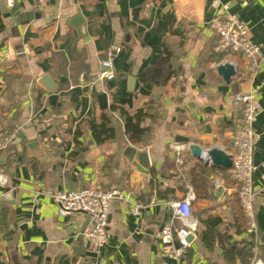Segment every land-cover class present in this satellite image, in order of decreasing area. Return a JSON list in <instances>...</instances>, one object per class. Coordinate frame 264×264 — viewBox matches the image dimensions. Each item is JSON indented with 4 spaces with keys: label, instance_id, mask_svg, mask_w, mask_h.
Returning a JSON list of instances; mask_svg holds the SVG:
<instances>
[{
    "label": "crops",
    "instance_id": "crops-1",
    "mask_svg": "<svg viewBox=\"0 0 264 264\" xmlns=\"http://www.w3.org/2000/svg\"><path fill=\"white\" fill-rule=\"evenodd\" d=\"M223 3L264 55V0ZM220 10L214 0H0V142L11 138L0 148V264L248 263L250 239L240 229L227 170L188 150L216 146L231 155L241 118L234 96L258 87L253 185L261 191L255 211L261 237L264 63L252 77L240 56L213 50L208 23ZM76 17L79 27L71 24ZM114 47L121 48L115 78L101 82V64ZM225 62L235 68L229 83L215 70ZM44 76L52 91L40 84ZM119 110L144 113L137 138L125 133ZM102 115L114 138L98 145L89 124ZM127 147L136 150L133 162ZM140 152L148 156L146 174L133 165ZM81 187L121 196L112 203L101 250L82 236L86 215L60 217L52 198ZM187 194L198 225L176 260L162 253L155 233L171 218L166 203ZM137 205L140 214L133 215Z\"/></svg>",
    "mask_w": 264,
    "mask_h": 264
},
{
    "label": "built area",
    "instance_id": "built-area-1",
    "mask_svg": "<svg viewBox=\"0 0 264 264\" xmlns=\"http://www.w3.org/2000/svg\"><path fill=\"white\" fill-rule=\"evenodd\" d=\"M225 0H214V4L221 7L220 13L208 24L209 29L216 36L213 50L240 56L246 63L249 73L254 77L264 63L261 45L252 42L248 27L237 15L228 11ZM11 5L12 0H7ZM121 51L120 47L110 48L106 51V59L102 62L103 71L98 80L101 82L112 81L115 78L113 58ZM258 87L242 94H236L234 101L241 107V118L234 127L231 137L233 153L231 167L227 170L226 181L233 185L244 212L246 232L250 239L252 256L248 264H264L263 244L256 226V205L261 191L253 185L257 167L253 161L254 147L259 135L254 124L261 112L257 99ZM11 141L6 138L0 142V148ZM0 182L2 179L0 177ZM216 189L223 188L219 183ZM264 191V189H262ZM115 190L104 191L95 187H81L73 190L56 192L52 198L58 206L60 217L83 213L87 217V224L82 233L85 240L89 241L97 250L106 247L108 243V224L115 198H120ZM192 194H187L179 200H170L166 206L171 210V218L156 233L155 239L161 246L162 253L176 260L183 258L190 247L188 237L195 235L197 222L193 218L191 201ZM140 205L133 208L132 214H140Z\"/></svg>",
    "mask_w": 264,
    "mask_h": 264
},
{
    "label": "water",
    "instance_id": "water-1",
    "mask_svg": "<svg viewBox=\"0 0 264 264\" xmlns=\"http://www.w3.org/2000/svg\"><path fill=\"white\" fill-rule=\"evenodd\" d=\"M82 18L76 17L73 19L71 24L75 27H79L81 24ZM217 74L223 79L225 83H229L231 77L235 74V68L229 63H221L215 67ZM40 84L47 87L52 91V85L48 76H44L40 80ZM188 150L192 157L198 160H204L206 163L210 164L212 167L220 168L222 170H229L231 167V156L227 154L224 150L211 146L206 149H202L200 146L195 144L188 145ZM136 154V150L132 147H127L125 151V156L130 162H133ZM136 169L140 173L146 174L149 168V160L146 152H140L137 155V162L133 163ZM193 236L188 237V241H191ZM261 242L264 248V232L261 236ZM264 255V250H263Z\"/></svg>",
    "mask_w": 264,
    "mask_h": 264
},
{
    "label": "trees",
    "instance_id": "trees-1",
    "mask_svg": "<svg viewBox=\"0 0 264 264\" xmlns=\"http://www.w3.org/2000/svg\"><path fill=\"white\" fill-rule=\"evenodd\" d=\"M115 109V108H114ZM120 111V115L122 116L123 120H124V126H125V133L127 135L130 136V138L134 139L137 138L140 134L143 133V129L140 128V124L143 120V118L145 117L144 113L142 112V110H138L135 113H128L126 111L123 110H119ZM89 130H90V134L92 136V139L94 140V142L98 145L104 144L106 141L111 140L114 138V129L111 127L110 121L108 119V117L106 115H102L101 119H100V123H90L89 124ZM81 136V132L79 131V129H77L75 131V137L79 138ZM237 200H238V220H241L240 223V229L243 232L246 231V221L244 218V212L241 208L238 196H237ZM234 249H231V251ZM240 253V252H238ZM236 253V254H238ZM245 256L247 257V261L249 263L250 258L252 256L251 250L249 249V251L247 252V254H245ZM247 263V264H248Z\"/></svg>",
    "mask_w": 264,
    "mask_h": 264
}]
</instances>
